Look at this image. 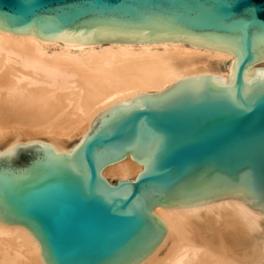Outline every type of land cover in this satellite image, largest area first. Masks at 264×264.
<instances>
[{"label": "water", "instance_id": "95a60500", "mask_svg": "<svg viewBox=\"0 0 264 264\" xmlns=\"http://www.w3.org/2000/svg\"><path fill=\"white\" fill-rule=\"evenodd\" d=\"M0 25L39 36L231 46L245 36L228 82L185 76L162 98L102 119L83 162L39 143L0 148V219L28 228L47 264H139L166 234L157 205L234 197L264 208V0H0ZM245 88L256 97L250 110L239 107ZM153 134L164 138L159 151ZM128 153L149 163L136 180L110 183L102 168Z\"/></svg>", "mask_w": 264, "mask_h": 264}, {"label": "bare ground", "instance_id": "6f19581e", "mask_svg": "<svg viewBox=\"0 0 264 264\" xmlns=\"http://www.w3.org/2000/svg\"><path fill=\"white\" fill-rule=\"evenodd\" d=\"M228 43L34 35L0 25V148L42 144L73 152L112 109L162 98L185 76L228 82ZM264 65V58H261ZM145 159L130 153L102 168L136 180ZM163 240L139 264H264V208L225 197L173 208L157 205ZM0 264H47L39 240L0 219Z\"/></svg>", "mask_w": 264, "mask_h": 264}, {"label": "snow or ice", "instance_id": "6c2138e0", "mask_svg": "<svg viewBox=\"0 0 264 264\" xmlns=\"http://www.w3.org/2000/svg\"><path fill=\"white\" fill-rule=\"evenodd\" d=\"M249 12L251 10H248ZM232 47L240 54L243 55L244 52V47H245V36L243 32H240L239 35L234 36L232 38ZM264 74V73H262ZM245 80H247V74H245ZM251 90L248 88L244 89V94L247 97V100L244 104L239 105V107L243 110H250L251 106L256 102V97L255 96H248V93ZM258 95L260 96V98L264 99V85H260L258 87ZM106 116H110L113 120H118L120 118V112H119V108H114L111 110L110 113H106ZM100 135V130L97 131V136ZM89 137H86L85 140H82L80 142V144L76 145V148L73 149V152L76 153L74 159H79L81 162H83L84 156L86 154L87 151V143H88ZM153 142H154V146L156 148L157 151H159L163 144H164V138L158 134H153ZM73 152L68 153V156H73ZM97 156H100V153H97ZM145 163H149V161H145ZM108 191H112L111 189H109Z\"/></svg>", "mask_w": 264, "mask_h": 264}]
</instances>
